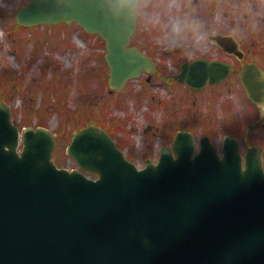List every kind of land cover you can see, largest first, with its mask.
Here are the masks:
<instances>
[{"label": "water", "instance_id": "95a60500", "mask_svg": "<svg viewBox=\"0 0 264 264\" xmlns=\"http://www.w3.org/2000/svg\"><path fill=\"white\" fill-rule=\"evenodd\" d=\"M139 1L32 0L17 22L76 21L99 33L110 85L121 89L154 69L149 55L129 46ZM220 37L227 50L238 52L233 37ZM229 72L228 64L195 60L178 77L201 88ZM55 136L42 126L21 134L11 106L0 102V264H264L259 157L248 155L243 169L236 145L221 158L208 136L196 152L191 134L180 132L173 150L165 148L158 163L148 159L139 169L93 124L76 131L67 148L82 169L98 176L92 178L57 166Z\"/></svg>", "mask_w": 264, "mask_h": 264}, {"label": "rangeland", "instance_id": "374dc122", "mask_svg": "<svg viewBox=\"0 0 264 264\" xmlns=\"http://www.w3.org/2000/svg\"><path fill=\"white\" fill-rule=\"evenodd\" d=\"M29 1L0 0V99L11 105L13 120L21 129L44 124L57 133L54 156L60 166L68 168L77 167L66 153L73 130L88 119L120 125L117 137L129 140L126 150L140 166L147 158L158 160L156 150L169 141L166 135H153L157 126L168 123L167 128L172 126L173 131L181 127L179 122L171 124L167 119L170 111L175 112V105L197 109V117L188 113L184 123L208 130L213 123L207 120L213 118L201 117L199 110L205 108V115L214 110L215 102L205 99L211 91L202 99L200 94L198 98L183 96L187 90L174 82L177 94L184 97L177 103L180 97L175 95L174 87L165 84L158 72L176 75L182 61L211 53L214 45L208 37L216 33L217 27H222V33L236 35L246 32L240 24L264 19V10L255 11L259 6L264 8V0H259L260 5L253 0H141L136 10L146 26L133 37L132 44H139L146 53L153 49V59L162 70L144 72L130 79L122 91L112 92L107 49L100 36L86 34L76 24L24 28L17 24L16 14ZM255 38L251 39L257 42L254 54L264 53V36L258 41ZM143 39L151 46H144ZM155 99L162 104L167 101L163 106L171 109L161 108Z\"/></svg>", "mask_w": 264, "mask_h": 264}, {"label": "flooded vegetation", "instance_id": "af4514ba", "mask_svg": "<svg viewBox=\"0 0 264 264\" xmlns=\"http://www.w3.org/2000/svg\"><path fill=\"white\" fill-rule=\"evenodd\" d=\"M253 3L255 5L261 4L259 0H253ZM253 10L254 8L252 7L251 11ZM261 10H264V8L259 6L255 11L259 12ZM250 17H254V13H251ZM217 29V34H224L222 33L221 26L217 27ZM240 29H245L246 32L233 35L239 42L243 53H229L221 46V42L218 40L212 42L214 46L211 53H203L198 57L182 61L176 75L166 76L165 72H158L160 73L159 77L165 84L171 83L172 87H174L175 95L179 96L174 84V82H178L187 90L183 96L192 94L199 97L200 94V99H202L206 92L210 90L211 93L206 95L205 99L209 103L214 101L215 105L214 110L212 108L211 112H208L207 115L204 114L205 108L199 110L201 117L203 115L206 118H213V120H207L208 122L212 121L213 125L207 127L209 129L206 131L194 129L188 123H184L188 121V113L190 115L192 114L195 118L197 117V109L193 108L191 110L188 107L185 109L184 104H180L181 106L175 105L174 107H177L175 112L170 111L167 119L171 124H174L175 121L179 122L178 124L181 127L173 131L172 126L171 129H168L166 126L168 123H166L164 127L157 126L153 130V135H166L169 138L167 144L160 145L159 149L156 150V157L158 156L159 158L162 151L168 146L172 147L176 135L184 131L186 134L189 132L193 134L197 147L199 146V141L204 136H208L215 144L220 156L224 155L226 148L236 145L243 159V167H246V157L253 154L255 155L254 157L260 158L261 166L264 170V53L258 52V54H254L257 42L251 41L253 36H256L255 40L257 41L260 39V36H264V19L260 18L259 21L240 24ZM197 59L207 60L208 62L217 61L219 63H227L231 67L230 73L225 78L214 82H211L210 78H208L205 85L201 88L192 87L187 82L182 81L178 76L184 63H189ZM251 64H256L259 69L249 70L243 76L244 68ZM161 68V65L155 62L154 71L162 70ZM149 79L150 77H148L147 82ZM235 98L237 99L236 102L234 101ZM182 99L184 97H180L177 103H181ZM155 102H159L161 108H169L168 106H163L167 101L162 104L161 100L155 99ZM159 110L157 109L156 111ZM193 110H195L194 113ZM107 126L111 129V132L117 131L114 137L117 144L125 151L130 159H133L134 156L132 157L129 151L126 150L129 146V140L124 139L123 136L117 137L118 133L121 132L120 125L115 126L114 124ZM127 131L129 133L132 132V130Z\"/></svg>", "mask_w": 264, "mask_h": 264}, {"label": "trees", "instance_id": "16d2710c", "mask_svg": "<svg viewBox=\"0 0 264 264\" xmlns=\"http://www.w3.org/2000/svg\"><path fill=\"white\" fill-rule=\"evenodd\" d=\"M145 26H146V23L144 22V20H141L140 17H139V20H138V32H137V34H139L140 30L143 29ZM143 34L146 36L148 34V32L147 31H143ZM89 123H90V120L88 119L87 123H85L83 126L88 125ZM80 127H82V126H80ZM80 127H78V128H80Z\"/></svg>", "mask_w": 264, "mask_h": 264}]
</instances>
